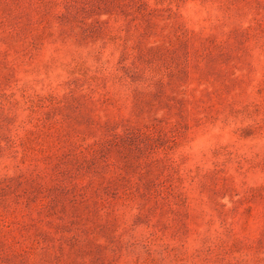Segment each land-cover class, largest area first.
<instances>
[{
	"label": "rangeland",
	"instance_id": "1",
	"mask_svg": "<svg viewBox=\"0 0 264 264\" xmlns=\"http://www.w3.org/2000/svg\"><path fill=\"white\" fill-rule=\"evenodd\" d=\"M0 264H264V0H0Z\"/></svg>",
	"mask_w": 264,
	"mask_h": 264
}]
</instances>
